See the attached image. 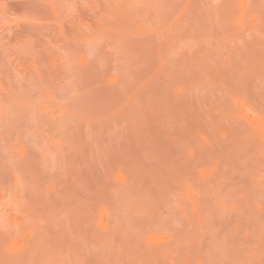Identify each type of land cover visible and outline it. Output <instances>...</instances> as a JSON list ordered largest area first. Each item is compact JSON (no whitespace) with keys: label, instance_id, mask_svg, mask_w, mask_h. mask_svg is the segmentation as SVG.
<instances>
[{"label":"rangeland","instance_id":"obj_1","mask_svg":"<svg viewBox=\"0 0 264 264\" xmlns=\"http://www.w3.org/2000/svg\"><path fill=\"white\" fill-rule=\"evenodd\" d=\"M0 264H264V0H0Z\"/></svg>","mask_w":264,"mask_h":264}]
</instances>
